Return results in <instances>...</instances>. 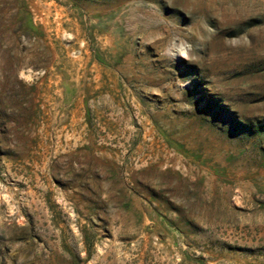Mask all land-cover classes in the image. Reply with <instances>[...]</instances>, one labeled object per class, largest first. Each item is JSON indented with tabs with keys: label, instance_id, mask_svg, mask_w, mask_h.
I'll return each instance as SVG.
<instances>
[{
	"label": "rangeland",
	"instance_id": "rangeland-1",
	"mask_svg": "<svg viewBox=\"0 0 264 264\" xmlns=\"http://www.w3.org/2000/svg\"><path fill=\"white\" fill-rule=\"evenodd\" d=\"M0 264H264V0H0Z\"/></svg>",
	"mask_w": 264,
	"mask_h": 264
},
{
	"label": "bare ground",
	"instance_id": "bare-ground-1",
	"mask_svg": "<svg viewBox=\"0 0 264 264\" xmlns=\"http://www.w3.org/2000/svg\"><path fill=\"white\" fill-rule=\"evenodd\" d=\"M191 1V0H190Z\"/></svg>",
	"mask_w": 264,
	"mask_h": 264
}]
</instances>
